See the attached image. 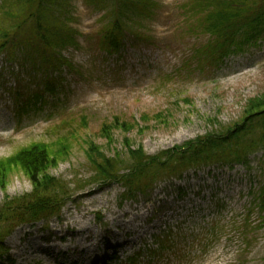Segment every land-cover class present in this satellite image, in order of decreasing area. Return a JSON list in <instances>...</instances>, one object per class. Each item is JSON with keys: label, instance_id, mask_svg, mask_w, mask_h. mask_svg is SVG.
I'll use <instances>...</instances> for the list:
<instances>
[{"label": "rangeland", "instance_id": "obj_1", "mask_svg": "<svg viewBox=\"0 0 264 264\" xmlns=\"http://www.w3.org/2000/svg\"><path fill=\"white\" fill-rule=\"evenodd\" d=\"M188 1L144 0L145 11L136 0L118 15L117 0H60L77 41L60 51L68 65L44 73L1 54L0 206L33 191L6 161L34 145L68 197L60 216L15 229L0 264H264V147L248 164L192 169L125 201L96 173L106 158L128 171L130 149L158 156L233 129L264 99V40L199 62L208 37L185 22ZM120 19L125 43L110 56L101 39Z\"/></svg>", "mask_w": 264, "mask_h": 264}, {"label": "trees", "instance_id": "obj_2", "mask_svg": "<svg viewBox=\"0 0 264 264\" xmlns=\"http://www.w3.org/2000/svg\"><path fill=\"white\" fill-rule=\"evenodd\" d=\"M117 2L118 15L128 4L139 8L138 0ZM144 4L141 0L146 11ZM183 9L185 22L197 26L208 37L207 43L195 50L199 62L221 63L264 40V0H189ZM65 14L60 0H1L0 56L3 54L9 62H19L23 68L29 65L35 70L41 68L44 73L60 71L68 64L60 51L77 44ZM124 42L121 19L111 22L101 39L102 49L110 55L119 54ZM43 96L39 93L35 98ZM252 109L241 125L221 134L210 133L158 156L146 155L142 149H130L126 172L112 168L114 161L106 158L96 166V173L102 178L100 182L120 183L125 189V201L147 195L159 180L183 176L192 169L248 164L250 155L264 147V99L255 101ZM51 160L47 147L34 145L6 161L9 166L19 165L24 169L34 189L30 194L7 198L0 206V224L6 225L0 236V252H4L1 259L9 254L4 244L15 229L60 216L68 194L62 192V181L45 175ZM4 164L0 163L1 176L5 173ZM0 183L3 184L1 177ZM261 201L264 203V193Z\"/></svg>", "mask_w": 264, "mask_h": 264}]
</instances>
